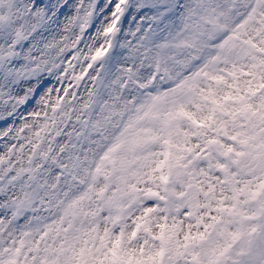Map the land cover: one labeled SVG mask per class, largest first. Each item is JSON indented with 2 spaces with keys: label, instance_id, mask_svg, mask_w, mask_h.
I'll return each instance as SVG.
<instances>
[{
  "label": "clouds",
  "instance_id": "9594fccd",
  "mask_svg": "<svg viewBox=\"0 0 264 264\" xmlns=\"http://www.w3.org/2000/svg\"><path fill=\"white\" fill-rule=\"evenodd\" d=\"M107 6L105 0H73L68 15L55 21L24 12L4 42L5 53L14 55L0 71V258L16 249L21 264H40L45 256H59L61 264L73 258L83 247L77 242L82 213L103 204L99 189L104 181L92 184L97 171L110 174L106 195L112 196L122 175L119 159L130 152L127 141L137 135L154 98L182 90L203 63L201 57L187 68L176 66L167 80L163 70H148L150 75L134 88L121 78L117 95L101 93L97 78L111 53L93 61L97 48L128 31L126 51L136 61L146 60L159 39L147 22L129 24L131 6L120 31L105 35L111 23ZM230 35L225 32L209 44L215 49ZM129 182L141 192L152 187ZM144 206L154 205L146 200ZM255 262L264 264V252ZM241 264H253L251 256Z\"/></svg>",
  "mask_w": 264,
  "mask_h": 264
},
{
  "label": "rangeland",
  "instance_id": "374dc122",
  "mask_svg": "<svg viewBox=\"0 0 264 264\" xmlns=\"http://www.w3.org/2000/svg\"><path fill=\"white\" fill-rule=\"evenodd\" d=\"M32 2L33 0H0V54L4 53L7 47L4 42L14 34L13 26L18 22L21 14L31 8ZM45 2L47 3V0ZM109 2L110 0H105L106 5ZM128 5L135 9L129 17V24L147 22L150 25L149 32L159 39L153 54L146 60L139 61L135 60L133 52L126 51L132 35L130 32L125 31L120 40L113 39L109 51L111 54L100 68L102 76L97 78L100 81L98 89L101 93L117 95L116 87L120 84L121 78L126 79L128 85L134 88L142 79L150 75L148 70H163L167 74V80L174 67L187 68L192 60L203 57L198 74L194 73L193 77H189L186 84L195 82L198 89H207L212 85V81L203 73L225 75L227 84L219 86L217 94L222 96L231 93L234 97L242 98L228 103L232 111L243 105L249 106L246 112L238 113L234 120L225 117L228 120L229 134H240L241 139H248L250 150L254 138H264V89L257 90L259 84L264 82V64L261 63L264 61V43L261 42L264 38V32L261 31L264 28V7L258 6V0H128ZM141 10L144 11V15L137 16L136 13ZM241 17L246 19L240 20ZM207 20L216 21L220 25V30L213 33L206 25ZM120 25L121 23L115 33L120 31ZM225 32L231 33L229 37L232 38L233 46L227 49V62H217L214 58L221 52V44L212 49L209 41L215 40ZM193 52L196 55H193ZM133 64L135 68L130 67ZM2 70L3 68H0V71ZM232 71H235V77L228 75ZM188 95L187 89L183 87L182 90H174L172 93H160L154 98L156 102L143 117L142 126L137 133L144 137L145 142L119 159V170L123 169L122 175L131 177L132 173H135L138 177L131 178L130 181L149 184L151 188H155L150 175L153 174L152 170L157 161L162 159L160 153L163 145L160 141H153L149 137L160 133L164 115L174 105L184 102ZM95 102L104 104L102 99H96ZM176 125L181 132L191 130V125L187 121H177ZM222 139L226 143H231L227 138L222 137ZM236 147L239 149V144ZM217 159L229 163L235 173L234 183L220 184L217 181L218 173L211 166ZM191 172L200 182L203 191H207L209 184L215 185V200H219L221 196L225 198V211L209 212L207 208L201 207L196 209L191 217H186L182 208L173 205L171 212L157 213L154 216L153 231H157V225L163 222L161 217L167 216L169 225L173 223L182 225L180 235L177 237L182 245L184 232L201 230L198 228L201 219L205 222L209 215L218 216L220 219L215 223L220 227L210 229L208 238L203 242L202 247L197 249L201 253L202 264H209V261L221 252L223 255L219 257L220 264H241L242 258L249 252L255 256L252 259L254 264L256 256L262 253L259 250L257 234L259 222L264 216V195L250 198L241 194L237 199H231L234 195L233 187L240 188L249 182L256 183L253 174L243 165L238 168L229 161H223V158L216 153L211 157L206 155L204 159L195 161ZM101 180L104 183L100 185L99 196L103 204L94 205L93 210L82 213V222L77 229V242L83 245L79 252L83 251L84 256L90 261L112 264V254L108 251L111 247V238L121 230L131 229L133 218L143 214L145 201L149 197L145 195L146 188L143 192H137L139 199L135 203L129 204L128 200L124 199L121 205L119 202H113L112 196L106 195L110 192L111 176L103 169L98 170L94 176L93 186ZM188 182L190 177L182 176L176 187L179 190ZM206 199L204 195H199L201 204H204ZM176 203L180 204L179 201ZM121 206L124 208L125 219L113 223L112 217L117 214ZM101 213H106V216L102 218ZM106 235L107 240H105ZM126 246L129 249L143 247V256L146 259L148 253L159 246V241L141 233L139 239ZM105 253L108 259H105ZM136 255L139 256L140 253L137 252ZM135 258L133 257V260ZM164 259L166 264H188L191 257L185 255L172 261L165 256Z\"/></svg>",
  "mask_w": 264,
  "mask_h": 264
},
{
  "label": "snow or ice",
  "instance_id": "6c2138e0",
  "mask_svg": "<svg viewBox=\"0 0 264 264\" xmlns=\"http://www.w3.org/2000/svg\"><path fill=\"white\" fill-rule=\"evenodd\" d=\"M258 6L264 7V0H258ZM72 7L73 0H55V3L53 0H47V3L45 0H33L31 8L26 9V11L39 19L51 17L55 21L60 15H68ZM141 7L143 6L141 5ZM105 11L110 15L111 23L103 31L105 35H111L116 32L121 23V18L124 19L130 11L128 0H110ZM261 31L264 32V28ZM261 42L264 43V38ZM232 46V38L229 37L220 45L221 52L214 59L217 62H227V49ZM111 48V42L106 47L97 48L91 59L93 61L101 60ZM13 55L14 53L10 50L0 54V68H4L5 61ZM261 63L264 64V61ZM203 74L212 81V85L207 89H198L195 82L186 85L185 88L189 93L187 99L174 105L164 115L160 133L149 137L153 141H160L163 145V150L160 153L162 159L157 161L152 170L153 174L150 175V180L155 188L145 190V195L149 197V205L155 206L144 207L143 214L133 218L130 230H121L119 234L111 238V247L108 251L112 254V264H166L165 256H168L169 260L175 261L177 257L185 255L191 257L188 264H202L201 253L197 249L202 247L203 242L208 238L209 230L215 228V222H218L220 217L209 215L207 219L212 220V224L205 223L201 219L198 223V228L201 230L184 232L182 245L177 239L182 228L181 224L169 225L168 217L162 216L163 222L157 225V231L154 232L153 218L157 213L171 212L173 205L182 208L186 217H191L194 211L201 207L207 208L209 212L225 211V198L221 196L219 200H215V185L209 184L207 191H203L200 182L191 172L194 162L204 159L206 155L211 157L213 153H216L223 158V161H229L231 165L238 168L243 165L253 174L256 183L249 182L244 187H233L232 200L237 199L241 194L250 198L264 195V138H254L250 150L248 139H241L240 134H229L228 120L225 119V117L236 119L238 113L246 112L249 106L243 105L236 111L229 109L228 103L230 101L242 98L234 97L231 93L222 96L217 94V88L227 84V77L223 74H209L207 72ZM228 75L235 77L236 73L232 71ZM259 87L264 88V84L259 85ZM177 121H187L191 125V130L181 132L176 125ZM222 137L227 138L231 143H226ZM144 142V137L132 136L127 141L129 151H133ZM237 144L240 146L239 149L236 147ZM211 166L218 173L216 179L220 184L234 183L233 176L235 173L229 163L217 159L216 163ZM157 173L158 175H156ZM182 176L190 177V182L178 190L176 185ZM131 178L138 177L132 173L131 177L120 175L117 178L116 189L111 197L113 202H119L122 205L123 200L127 199L129 204H132L139 199L137 196L139 190L135 184L129 182ZM201 194L207 198L204 204H201L199 200ZM214 200L215 207H213ZM177 201L180 204H177ZM124 219V208L121 206L117 214L112 217V222L117 223ZM141 233L159 241V246L150 251L146 259L143 256V247L129 249L126 246L139 239ZM107 239L108 236L106 235L105 240ZM137 252L140 253L139 256L136 255ZM222 255V252L216 255L214 259L209 261V264H220L219 257ZM19 256L20 249H16L6 259L0 258V264H21ZM133 257H136L135 260ZM105 259H108L107 253H105ZM24 264H27V260L24 261ZM40 264H61V260L59 256L54 259L45 256L41 258ZM63 264H104V261H90L84 256L83 251H80L73 258L66 259Z\"/></svg>",
  "mask_w": 264,
  "mask_h": 264
},
{
  "label": "water",
  "instance_id": "95a60500",
  "mask_svg": "<svg viewBox=\"0 0 264 264\" xmlns=\"http://www.w3.org/2000/svg\"><path fill=\"white\" fill-rule=\"evenodd\" d=\"M260 239H261V244L264 247V231H262Z\"/></svg>",
  "mask_w": 264,
  "mask_h": 264
}]
</instances>
